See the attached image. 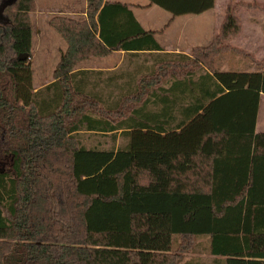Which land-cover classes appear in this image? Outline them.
Masks as SVG:
<instances>
[{
	"label": "trees",
	"instance_id": "1",
	"mask_svg": "<svg viewBox=\"0 0 264 264\" xmlns=\"http://www.w3.org/2000/svg\"><path fill=\"white\" fill-rule=\"evenodd\" d=\"M147 1L173 19L215 6ZM5 2L0 264H180L201 238L214 264H264V133L255 132L264 60L252 62L253 72L213 70L221 54L251 58L229 46L241 32L235 11L264 6L229 0L212 41L183 55L164 53L128 5L86 0L84 19L49 20L66 49L53 82L35 91L34 0ZM119 52L156 61L106 79L75 71ZM90 75L97 79L83 78ZM81 132L126 143L87 148Z\"/></svg>",
	"mask_w": 264,
	"mask_h": 264
},
{
	"label": "crops",
	"instance_id": "2",
	"mask_svg": "<svg viewBox=\"0 0 264 264\" xmlns=\"http://www.w3.org/2000/svg\"><path fill=\"white\" fill-rule=\"evenodd\" d=\"M105 1L120 2L128 5L135 19L144 30L157 32L155 39L164 53L183 55H189L193 48L205 47L212 41L213 37L219 32L221 23L224 19V8H226L229 2V0H221V8L218 10L219 3L218 0H215L214 8L200 15H183L173 19L168 13L169 17L166 21L164 23H158L157 20L155 22L153 18H150L146 14L151 9L158 8L153 5L150 6L147 0ZM34 3L35 11L30 14L33 31L32 41L36 38V48L38 52L45 53L47 54L46 56H56V53L65 51L66 44L63 46V44L59 42L55 36V34H58L48 25L49 20L55 16L70 19H84L86 16V0H34ZM233 4L264 6V0H233ZM235 15L240 22L241 32L237 37L230 40L229 46L253 58L255 56L256 58H254V60L257 62L264 60V11L243 7L236 9ZM169 21L171 22L169 23ZM229 53L232 54V52ZM116 54L124 55L123 52ZM110 58L111 57L103 60H108ZM57 63L58 61L55 57V61H53L54 69ZM112 64L113 63L110 64L108 62L99 63L86 61L79 63L75 71L103 73L101 79H106L107 77L113 76L116 69L124 67V64ZM240 70L242 71L238 72L254 71ZM53 72L49 83L46 82L44 86H41L39 89L35 88L34 90L38 91L52 83ZM92 76L93 75L89 77L84 76L83 78H87L88 80L97 79ZM255 132L258 134L264 133V95L260 96Z\"/></svg>",
	"mask_w": 264,
	"mask_h": 264
},
{
	"label": "rangeland",
	"instance_id": "3",
	"mask_svg": "<svg viewBox=\"0 0 264 264\" xmlns=\"http://www.w3.org/2000/svg\"><path fill=\"white\" fill-rule=\"evenodd\" d=\"M218 10H220V4L221 0H218ZM225 9L224 8V14H225ZM150 18H153L156 22L158 23H164L166 19L169 17V14L161 9L158 8H153L151 9L148 13H146ZM53 32V31H52ZM55 34V33H54ZM59 42L65 46V43L62 41V39L55 34ZM32 48H33V58H32V67H33V88L39 89L41 86H44V84L47 82H50V79L52 77V72L54 70V64L53 61H55V57L57 61L59 60L60 53H56V56H46L47 54L41 53L37 51L36 48V38L32 41ZM48 57V58H47ZM54 57V58H51ZM111 57L108 60H103ZM107 58H93L88 61L91 62H108V63H113V64H124L123 68H118L114 71V74L122 73V72H131L133 70V67L136 65L140 66H147L150 67L155 61L156 57L154 55H139L137 57H132V56H127L126 54L121 55V54H112L108 56ZM254 58H256L254 56ZM254 58L251 56L250 57H243L242 55L239 54H230V53H225L221 54L217 57H215L213 61V70L215 71H220V72H238L242 71L240 69L244 70H257L258 67L255 66L252 62L255 61ZM257 62V61H256ZM46 65H45V64ZM252 63V64H250ZM112 64V65H113ZM47 68V69H45ZM199 69H196V73H201V70L198 71ZM259 70V69H258ZM115 76V75H114ZM49 77V78H48ZM48 78V79H47ZM168 80L167 78L164 79L166 82ZM127 82V79H125L123 82H116V86L120 87L123 86ZM164 82V83H165ZM163 83V84H164ZM98 90V88H97ZM96 90V91H97ZM101 90L102 95L108 94L110 89H104V88H99ZM115 94L118 95L119 90H115ZM117 95H114L115 97ZM111 135H96V134H87V133H80V140L81 144L86 147H100L101 149H112V148H121L125 145L126 139L124 137L117 136L116 140H113L110 138ZM180 256L182 257V260L180 264H214V258H212L209 255L208 252V242L206 239L201 238L200 240H196L193 242L190 248L187 250L183 251L180 253Z\"/></svg>",
	"mask_w": 264,
	"mask_h": 264
},
{
	"label": "water",
	"instance_id": "4",
	"mask_svg": "<svg viewBox=\"0 0 264 264\" xmlns=\"http://www.w3.org/2000/svg\"><path fill=\"white\" fill-rule=\"evenodd\" d=\"M11 2H5L4 4H2V6L0 7V14L3 12V10L5 9V7L7 5H9ZM25 57L24 56H19V60H23Z\"/></svg>",
	"mask_w": 264,
	"mask_h": 264
}]
</instances>
